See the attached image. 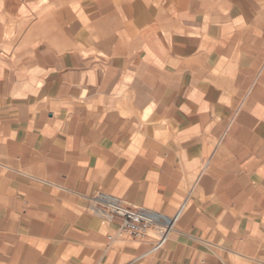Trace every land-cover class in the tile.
Wrapping results in <instances>:
<instances>
[{
  "label": "crops",
  "instance_id": "crops-1",
  "mask_svg": "<svg viewBox=\"0 0 264 264\" xmlns=\"http://www.w3.org/2000/svg\"><path fill=\"white\" fill-rule=\"evenodd\" d=\"M0 264H264V0H0Z\"/></svg>",
  "mask_w": 264,
  "mask_h": 264
},
{
  "label": "built area",
  "instance_id": "built-area-1",
  "mask_svg": "<svg viewBox=\"0 0 264 264\" xmlns=\"http://www.w3.org/2000/svg\"><path fill=\"white\" fill-rule=\"evenodd\" d=\"M104 206L100 212L107 218L119 217L122 220L124 229L135 238H141L151 230L156 216L141 208H132L125 206L119 199L105 195L103 197ZM169 227L158 229V239L153 249L159 248L165 241L166 233Z\"/></svg>",
  "mask_w": 264,
  "mask_h": 264
},
{
  "label": "rangeland",
  "instance_id": "rangeland-1",
  "mask_svg": "<svg viewBox=\"0 0 264 264\" xmlns=\"http://www.w3.org/2000/svg\"><path fill=\"white\" fill-rule=\"evenodd\" d=\"M150 232V231H149ZM149 232H148V234H149Z\"/></svg>",
  "mask_w": 264,
  "mask_h": 264
}]
</instances>
